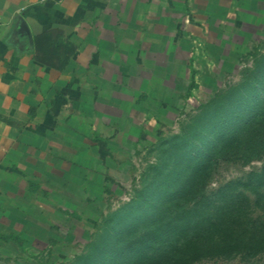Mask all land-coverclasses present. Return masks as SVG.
I'll return each instance as SVG.
<instances>
[{
  "label": "rangeland",
  "instance_id": "1",
  "mask_svg": "<svg viewBox=\"0 0 264 264\" xmlns=\"http://www.w3.org/2000/svg\"><path fill=\"white\" fill-rule=\"evenodd\" d=\"M260 2L246 12L235 7L208 37L186 34L183 18V31L156 46H137L140 35L113 50L116 57L96 53L80 102L66 104L45 155L21 157L16 175L0 174V264H176L177 248L162 261L148 241L156 202H172L192 175L208 193L262 164L222 158L228 143L246 151L262 141L238 142L257 132L247 121L264 100V59L253 65L264 54ZM196 264H264V257Z\"/></svg>",
  "mask_w": 264,
  "mask_h": 264
},
{
  "label": "crops",
  "instance_id": "2",
  "mask_svg": "<svg viewBox=\"0 0 264 264\" xmlns=\"http://www.w3.org/2000/svg\"><path fill=\"white\" fill-rule=\"evenodd\" d=\"M252 5L263 6L260 0H0V174L16 175L21 157L38 162L45 155L66 104L80 102V80L96 53L116 57L113 50L129 49L124 40L140 35L137 46H156L183 31V18L186 34L208 37L209 28L219 33L231 21L235 7L246 12ZM108 72V79L118 78Z\"/></svg>",
  "mask_w": 264,
  "mask_h": 264
},
{
  "label": "trees",
  "instance_id": "3",
  "mask_svg": "<svg viewBox=\"0 0 264 264\" xmlns=\"http://www.w3.org/2000/svg\"><path fill=\"white\" fill-rule=\"evenodd\" d=\"M263 59L264 54L259 53L254 67ZM253 116L247 122L257 132L236 141L240 145L262 140L260 146L250 145L245 151L230 140L222 158L243 160V164L252 158L262 160L260 168L208 193H202L201 186L195 187L196 176L192 175L179 185L172 202H156V235L148 239L156 242V259L163 261V255L176 248V264H196L203 259L227 261L237 256L249 262L264 257V100ZM190 181L193 191L183 199L182 191Z\"/></svg>",
  "mask_w": 264,
  "mask_h": 264
},
{
  "label": "built area",
  "instance_id": "4",
  "mask_svg": "<svg viewBox=\"0 0 264 264\" xmlns=\"http://www.w3.org/2000/svg\"><path fill=\"white\" fill-rule=\"evenodd\" d=\"M42 1H44V0H42ZM54 1H61V0H54ZM1 25H2V21L0 19V28H1Z\"/></svg>",
  "mask_w": 264,
  "mask_h": 264
}]
</instances>
